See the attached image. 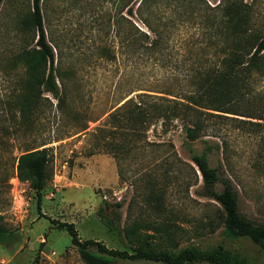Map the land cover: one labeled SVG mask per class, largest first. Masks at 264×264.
<instances>
[{
	"label": "rangeland",
	"instance_id": "rangeland-1",
	"mask_svg": "<svg viewBox=\"0 0 264 264\" xmlns=\"http://www.w3.org/2000/svg\"><path fill=\"white\" fill-rule=\"evenodd\" d=\"M206 1L216 6L228 0ZM126 2L42 0L44 28L56 55L57 82L68 94L66 103L59 105L52 95L44 94L47 99L40 107L23 116L18 97L24 68L3 70L0 55V221L8 229L0 240V264H85L67 230L58 229L50 219L74 223L80 239L112 249L132 252L123 228L141 223L140 233L149 245L169 250L222 245L247 264H264V251L249 238L223 233L222 209L202 195V176L191 161L192 153L203 152L205 144L201 139L187 142L180 123H172L168 130L161 123L151 126L144 143L147 148L127 152L120 162L98 146L95 134L130 89L154 96L191 90L186 73L197 46L191 44L190 32L180 30L173 39L174 62L162 64L143 56L127 61L121 54L118 20L125 30L130 18L148 32L143 18L129 17ZM244 2L252 4L258 26L264 25V0ZM31 8L32 0H4L0 5V52L21 42L32 44L33 32H19L21 19ZM209 125L220 133V138H207L210 146H221L209 153L210 166L232 181L239 211L264 224V156L260 153L264 127L254 133L225 119H212ZM34 148L48 149L53 171L44 191V217L38 212L35 192L16 171L18 157ZM172 161L175 166L169 168ZM153 191L165 192L164 208L155 207ZM105 204L122 205L116 229H109L98 216ZM165 223L170 225L168 236L159 231Z\"/></svg>",
	"mask_w": 264,
	"mask_h": 264
},
{
	"label": "trees",
	"instance_id": "trees-1",
	"mask_svg": "<svg viewBox=\"0 0 264 264\" xmlns=\"http://www.w3.org/2000/svg\"><path fill=\"white\" fill-rule=\"evenodd\" d=\"M3 1L0 0V5ZM126 3L129 17L143 18L148 32L138 29L130 18L126 19L125 30L118 20L116 36L121 54L127 61L143 56L162 64L174 62L173 39L180 30L190 32L191 44L197 46L186 73L191 90L154 96L134 94L143 89H130L122 104L108 115L105 126L95 134L98 146L120 162L127 152L147 148L144 143L151 126L161 123L168 130L172 123H180L187 142L201 139L205 144L203 152L192 153L191 161L202 176V195L222 209L223 233L229 238H249L264 251V224L248 219L239 211L238 192L232 181L221 178L209 163V153L214 149L219 151L221 146L214 143L215 147H211L207 139L220 138L219 130L209 125L212 119L234 120L241 129L250 128L254 133L263 130L264 125L257 121H264V86L263 91H258L264 85V25L258 26L252 4L244 0L221 1L216 6L206 0H127ZM19 32L21 35L33 32L32 44L21 42L16 47L2 49L0 55L5 62L1 66L3 70L24 68L18 97L21 114L28 116L38 109L47 99L44 94L52 95L59 105L66 103L68 94L57 82L56 55L44 28L42 0H32V8L20 21ZM109 136L124 143L114 142ZM260 153L264 156V146ZM50 163L47 148H34L18 157L16 167L17 177L28 182L35 192L37 209L43 217L46 216L42 213L44 191L53 177ZM168 164L169 168L175 166L174 161ZM219 184L222 190H218ZM164 193L153 191L150 195L159 209L164 208ZM121 206L105 204L98 209V216L109 229L117 228ZM50 222L58 229L67 230L72 246L85 264H115L127 260L155 264H247L222 245L175 250L149 245L140 233L141 223L123 228L124 237L131 245L132 252H129L108 248L92 239H80L74 223L55 219ZM169 226L161 224L159 231L168 236ZM7 232L0 221V240Z\"/></svg>",
	"mask_w": 264,
	"mask_h": 264
}]
</instances>
